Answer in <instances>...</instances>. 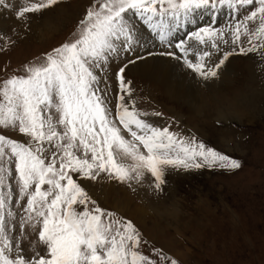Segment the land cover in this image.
I'll return each instance as SVG.
<instances>
[{"label":"rangeland","instance_id":"rangeland-1","mask_svg":"<svg viewBox=\"0 0 264 264\" xmlns=\"http://www.w3.org/2000/svg\"><path fill=\"white\" fill-rule=\"evenodd\" d=\"M11 1L0 0V264H264V0ZM167 16L209 40L197 68ZM136 29L152 42L141 57ZM144 56L182 63L205 114L134 78ZM204 56L227 61L219 83L203 77ZM239 94L254 119L217 118ZM123 200L145 208L143 228L115 210Z\"/></svg>","mask_w":264,"mask_h":264},{"label":"bare ground","instance_id":"bare-ground-1","mask_svg":"<svg viewBox=\"0 0 264 264\" xmlns=\"http://www.w3.org/2000/svg\"><path fill=\"white\" fill-rule=\"evenodd\" d=\"M9 1L12 2L11 0H7V2H9ZM7 13L8 12H6V14ZM6 14H5V16H6ZM137 14H138L140 20L142 21V24H144L146 26L147 20H146L145 14L140 13V12H137ZM7 17H13V13L10 12ZM20 17H22V16H20ZM156 17H158V16H156ZM4 19H6V18H4ZM4 19H3V17H1V13H0V21H4ZM168 20H169V16H167L164 20H160L159 22L164 25ZM183 21H184L183 18L182 19L179 18L176 20L171 19V21H168L169 23H168V25H165V27L168 30H172V28H173V30H175L176 32H179L181 34V36L183 35L184 38H188V39H186V41H184V42L182 41L181 43H183L184 50L189 52L192 56L193 60L192 61L189 60V62H192L194 64V66H191V68H197L199 65L194 60V58L199 57L206 49H209L211 45H210L209 40L207 38H203L200 33H197V35H194V36L191 35L192 31L194 29H193V25L190 22H188V23L191 26V29H188L187 32H189L190 30H192V31L187 34V37H185V35H186L185 32L183 34L181 33L183 26H184ZM211 21H212V19H211ZM20 22H18V23H20ZM50 28H52V25H49V29ZM167 29L163 30L165 37L167 36V31H168ZM142 30L137 31V29H136L137 32H135L133 34V39H134L133 42L136 43L138 52L140 51V49H144V48H146L144 50V51H146L152 45V42L147 38V36H145V34ZM175 46L178 49V44H175ZM211 48H212V46H211ZM180 50H181V45H180ZM149 52L150 51H146V52H143V53L137 54V55H138V57H141L143 54H147ZM217 56L219 57L220 55H217ZM208 58H207V56H204V58L202 60V64H201L202 66L200 65L201 71L202 72L205 71V74L203 77L207 80H210V83L217 84L220 82V80H222V76L227 74V68H226L227 61H225V58H221L220 61H219V59H213V60L210 59L208 62H206ZM205 62H206L207 67L205 66ZM216 63H218V64H216ZM215 65L217 66V68L214 67ZM127 70L130 74H132L134 76V78L138 79L140 77L139 79L142 78L141 80L147 81L149 84L151 83L153 85H156L157 89L159 88V92L163 93V95L167 99L174 100L175 102L184 103V104L188 105L189 109L192 110V112H196V113L201 114V115L205 114L203 104L201 103L202 97L198 96L201 94L200 93L197 94V92H199V91L196 89L197 86L201 85V82L195 80L193 75L189 71L186 70L185 66L182 63H180L176 60H173L171 58L155 57V56L146 57V56H144L141 59H139V61L137 63H134L133 65L129 66ZM126 91L129 92L127 87H126ZM222 98H224V97H222ZM219 99H220V97H219ZM229 100L227 102V105H228L229 109L231 108L233 110H231V111H225V110L217 111L216 113L219 115L217 118L226 120L227 116H231V117H235L236 120H238V121H242V120L252 121L254 119L255 116L251 113V110L248 108V106H250V107L252 106L251 99L248 96L243 95V94H239L237 97V100L234 103L235 106L233 105L232 101H229ZM125 105L126 106L128 105V97H126L125 102L122 105L124 109H125ZM212 107H214V105H212ZM205 108H206V106H205ZM226 110H227V108H226ZM205 112H206V110H205ZM206 113H208V112H206ZM207 117H208V115L206 116V118ZM157 133H158L157 130H153V129L151 130V127H149V133L148 134H150L149 137L152 140H158L159 139V138H157ZM224 142H225V140H224ZM227 143H229V142H226V144ZM124 198H125V195H124ZM126 202L127 201L123 200L122 204L119 203L118 205L121 206L123 204H127ZM128 205H130V204H127L124 207L118 206V208H115V210L117 212H122L124 214L126 213L125 215H127L128 218L133 220L136 225L143 228L144 222H143L142 218L144 217V213H147L145 211V208L138 206V207H134L133 209H130ZM134 214L137 216L140 215V216H142V218L135 217Z\"/></svg>","mask_w":264,"mask_h":264}]
</instances>
